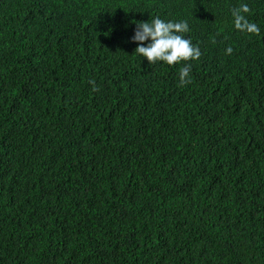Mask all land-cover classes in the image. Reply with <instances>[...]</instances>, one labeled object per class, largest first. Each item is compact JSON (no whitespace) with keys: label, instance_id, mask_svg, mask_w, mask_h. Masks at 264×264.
<instances>
[{"label":"trees","instance_id":"trees-1","mask_svg":"<svg viewBox=\"0 0 264 264\" xmlns=\"http://www.w3.org/2000/svg\"><path fill=\"white\" fill-rule=\"evenodd\" d=\"M0 264H264V0H0Z\"/></svg>","mask_w":264,"mask_h":264},{"label":"clouds","instance_id":"clouds-1","mask_svg":"<svg viewBox=\"0 0 264 264\" xmlns=\"http://www.w3.org/2000/svg\"><path fill=\"white\" fill-rule=\"evenodd\" d=\"M251 11L247 4L232 8L233 26L241 33L260 36L259 26L249 21L245 15L251 14ZM189 32L190 28L186 20L165 21L156 16L150 22H137L131 40L137 43L134 51L145 57L151 65L163 62L172 67L183 63L184 66L179 72V86L183 87L191 83V64L187 62L198 60L202 55L199 47L192 43L191 38H185V34ZM145 41H148L146 45ZM212 42L215 43V39ZM225 53L231 55L233 48L226 47ZM89 84L92 85L93 92L99 91L94 80H89Z\"/></svg>","mask_w":264,"mask_h":264}]
</instances>
